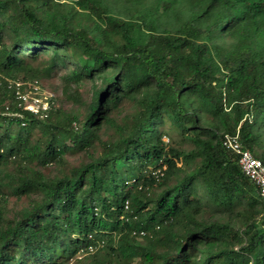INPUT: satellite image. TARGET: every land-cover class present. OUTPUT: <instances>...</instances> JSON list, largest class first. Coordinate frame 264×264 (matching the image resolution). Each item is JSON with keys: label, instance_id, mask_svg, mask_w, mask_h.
<instances>
[{"label": "trees", "instance_id": "obj_1", "mask_svg": "<svg viewBox=\"0 0 264 264\" xmlns=\"http://www.w3.org/2000/svg\"><path fill=\"white\" fill-rule=\"evenodd\" d=\"M127 3L0 0V166L16 159L13 194L39 193L0 227V264H60L99 240L108 258L93 264H264V198L222 144L238 132L264 163V0ZM43 53L48 62L33 66ZM65 59L74 64L68 81L91 82L85 113L24 110L9 80L33 81ZM126 99L138 112L120 125L112 114ZM167 118L193 148L164 141ZM34 126L41 136L32 140ZM104 126L118 138L69 173L30 170L59 161L68 140L90 149ZM190 160L198 164L181 172ZM196 180L215 208L240 206L243 226L203 219ZM155 186L163 187L156 196Z\"/></svg>", "mask_w": 264, "mask_h": 264}, {"label": "rangeland", "instance_id": "obj_2", "mask_svg": "<svg viewBox=\"0 0 264 264\" xmlns=\"http://www.w3.org/2000/svg\"><path fill=\"white\" fill-rule=\"evenodd\" d=\"M69 1V0H67ZM114 6H123L128 4V0H109ZM148 4L152 3L154 0H142ZM187 4L183 6L185 15L188 13L186 9ZM85 22L89 24L92 23L91 20H86ZM84 23V22H83ZM5 40L10 42L8 32L5 33ZM50 53H43L41 57L36 60H30L33 66L42 68L49 59ZM74 68V64L65 59L63 62L60 61L58 65L54 67L50 74L43 75L39 78H36L33 81L23 82L21 86L17 87V91L20 93L27 94L29 99L33 101L34 99H40L41 102H49L56 109L66 110V111H75L83 115L86 109V103L90 98L91 93V82L88 78H84L80 81H68L66 73ZM21 82V81H20ZM80 93L82 97V103H79L73 99L75 94ZM16 99L18 104L20 99L16 93ZM7 106V105H6ZM2 110L3 114L7 115L12 113L8 108L4 107ZM138 112V106L131 99H126L119 105V108L112 114L114 118L120 125H124L132 119ZM40 116V117H45ZM210 121L207 119L205 122ZM22 126L26 127V123H23ZM160 131L163 134L164 141L173 147H180L184 149H191L194 145L182 135L179 129L171 122L169 118L166 119L164 124L160 125ZM19 130L17 125L12 126L11 132L15 134ZM27 132H30V137L32 140H35L41 136V128L27 127ZM119 136V131L115 127L104 126L100 131L101 141L95 142L94 146L87 150H77L72 146L71 140L67 141V144L70 148L62 156V158L57 161L50 163L45 166L38 165L36 163L29 164L30 170L38 171L43 173L48 177L58 176L62 173H69L73 168L79 166L82 163L87 162L91 159L92 156L99 155L103 151L104 142L113 141ZM12 159L9 164H3L0 166V227H5L14 218H17L23 208L29 207L32 204V201L39 196V193L35 190L30 191L28 194L15 195L11 190V178H15L18 174V165ZM198 163L194 160H190L186 164L179 162V166L183 165L182 171H188L189 169L195 167ZM195 185V192H193V197L202 198L204 202V208L201 213V217L206 220H217L218 222L229 221L233 224L234 228H239L243 226V221L239 215L236 214V209L240 210L241 207L236 206L233 212H225L219 208H215L209 199L206 196V187L200 181L196 180L193 183ZM163 187L155 186L152 190V193L156 196L162 191ZM189 211V208L182 209V214ZM138 242L145 243L146 239L139 237ZM99 246L96 250V253H86L81 252L77 255H74L60 264H93L95 261H101L105 258H108V249L106 247ZM139 261H134L133 264H138Z\"/></svg>", "mask_w": 264, "mask_h": 264}, {"label": "built area", "instance_id": "obj_3", "mask_svg": "<svg viewBox=\"0 0 264 264\" xmlns=\"http://www.w3.org/2000/svg\"><path fill=\"white\" fill-rule=\"evenodd\" d=\"M23 82H14L9 80L8 86L11 87L15 84L17 87L21 86ZM17 95L20 99V104L24 110L30 111L35 115L44 116L47 114V111L50 109L51 104L49 102H41L40 99H34L31 101L29 96L24 93H20L17 91ZM239 133L235 134L227 133L223 135L222 144L223 146L234 152L238 157V165L239 169H241L242 173L251 179L253 184L256 186L258 193L261 197L264 198V163L254 155V153L246 146H244L239 138ZM165 168V167H164ZM158 170L157 172H159ZM125 208H129L128 201L125 202ZM134 235L144 236L145 231H137L135 230ZM97 245H90L88 247V252L93 253L97 250L99 246L103 245V241H97Z\"/></svg>", "mask_w": 264, "mask_h": 264}]
</instances>
